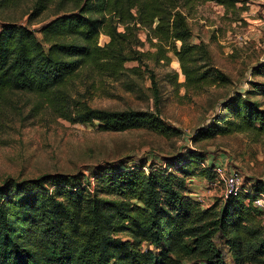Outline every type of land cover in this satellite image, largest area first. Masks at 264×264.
Returning a JSON list of instances; mask_svg holds the SVG:
<instances>
[{
  "label": "trees",
  "instance_id": "obj_1",
  "mask_svg": "<svg viewBox=\"0 0 264 264\" xmlns=\"http://www.w3.org/2000/svg\"><path fill=\"white\" fill-rule=\"evenodd\" d=\"M18 1L0 0V10ZM208 1L226 12L240 9V0H30L28 20L50 8L52 18L37 31L30 23L2 19L0 105L8 93H31L36 108L70 123L96 121L104 131L144 127L171 136L177 131L152 111L88 106L77 98V84L114 80L135 91L147 77L157 106L149 62L167 66L170 54L184 75L179 83L173 71L172 86L199 92L224 82L218 69L198 65L204 43L189 41L186 13ZM101 35L107 42L100 44ZM249 72L264 77V59ZM248 82L244 94L229 96L223 113L195 130L192 141L236 132L264 135V108L251 99L264 97V82ZM213 168L188 151L168 165L102 167L91 187L60 174L6 180L0 184V264H264V231L250 194L207 207L191 196L187 179H211ZM215 240L227 247L229 263Z\"/></svg>",
  "mask_w": 264,
  "mask_h": 264
},
{
  "label": "rangeland",
  "instance_id": "obj_2",
  "mask_svg": "<svg viewBox=\"0 0 264 264\" xmlns=\"http://www.w3.org/2000/svg\"><path fill=\"white\" fill-rule=\"evenodd\" d=\"M238 12H226L214 2H204L186 13L190 42H203L205 49L197 52L202 70L218 69L224 82L206 86L201 91L172 86L168 80L177 72V82L183 83L178 59L170 54V62L153 64L158 84L159 99L154 102L150 80L141 81L140 89L128 90L122 81L97 80L94 87L78 83V99L93 108L108 110H148L156 113L166 126L177 132L162 136L147 128L124 131H104L93 124L70 123L55 117L48 110L36 108L38 99L31 93H8L0 105V184L6 180L17 181L36 178L44 174H60L75 177L82 185L91 187L94 173L106 166L164 165L174 163L177 157L188 151H196L205 159V165L214 168L239 170L246 183L259 187L264 193V135L259 138L247 133L217 135L211 139L192 141L195 130L206 125L215 114L223 113L221 103L238 92L244 94L249 80L264 82L262 76H251L250 68L264 59V0H240ZM30 0H20L10 8L0 10L2 19H9L38 30L52 18L48 9L37 19L30 21L26 14ZM36 36L41 35L36 32ZM139 38L145 42V31L139 30ZM108 38L101 35L100 44ZM147 48V44L145 45ZM200 57V58H199ZM129 62L126 66L135 65ZM243 97V96H242ZM264 108V97L254 96ZM213 168V169H214ZM196 174L187 179L200 190L192 192L201 205L220 206L223 202V184ZM192 179L194 182H191ZM204 180V181H203ZM215 182V185L212 183ZM229 263L227 247L219 240ZM182 264H195L183 261Z\"/></svg>",
  "mask_w": 264,
  "mask_h": 264
},
{
  "label": "built area",
  "instance_id": "obj_3",
  "mask_svg": "<svg viewBox=\"0 0 264 264\" xmlns=\"http://www.w3.org/2000/svg\"><path fill=\"white\" fill-rule=\"evenodd\" d=\"M214 172L216 174L215 180L217 178L223 184V200L228 196H240L242 194H250L252 196L249 198V204L260 212L261 226L264 231V193H255L252 186L246 183L240 171L235 168L225 169L223 166H217L214 168ZM215 182L212 184L215 185ZM195 199L201 202L198 196Z\"/></svg>",
  "mask_w": 264,
  "mask_h": 264
},
{
  "label": "crops",
  "instance_id": "obj_4",
  "mask_svg": "<svg viewBox=\"0 0 264 264\" xmlns=\"http://www.w3.org/2000/svg\"><path fill=\"white\" fill-rule=\"evenodd\" d=\"M204 181V180H203ZM191 182H194V180L192 179V181ZM188 186H189V189L190 190H193V191H195V192H197L196 190H200V187L199 186H197V184H188ZM190 194H192V192L190 193Z\"/></svg>",
  "mask_w": 264,
  "mask_h": 264
}]
</instances>
